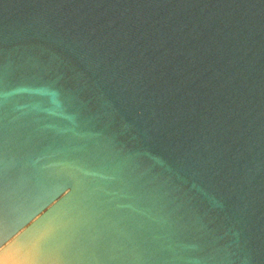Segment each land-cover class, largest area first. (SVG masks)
<instances>
[{"label":"water","instance_id":"water-1","mask_svg":"<svg viewBox=\"0 0 264 264\" xmlns=\"http://www.w3.org/2000/svg\"><path fill=\"white\" fill-rule=\"evenodd\" d=\"M0 264H264V0H0Z\"/></svg>","mask_w":264,"mask_h":264}]
</instances>
